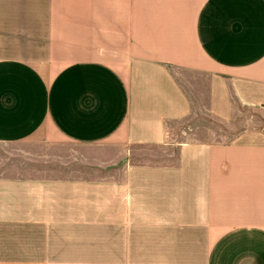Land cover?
I'll return each instance as SVG.
<instances>
[{
	"label": "crops",
	"instance_id": "obj_1",
	"mask_svg": "<svg viewBox=\"0 0 264 264\" xmlns=\"http://www.w3.org/2000/svg\"><path fill=\"white\" fill-rule=\"evenodd\" d=\"M0 264H264V0H0Z\"/></svg>",
	"mask_w": 264,
	"mask_h": 264
}]
</instances>
